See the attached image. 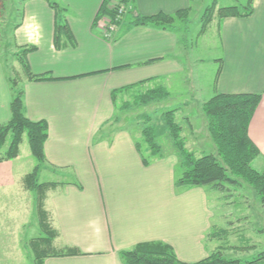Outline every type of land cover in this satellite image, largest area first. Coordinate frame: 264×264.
Wrapping results in <instances>:
<instances>
[{
  "label": "crops",
  "instance_id": "crops-1",
  "mask_svg": "<svg viewBox=\"0 0 264 264\" xmlns=\"http://www.w3.org/2000/svg\"><path fill=\"white\" fill-rule=\"evenodd\" d=\"M48 1L65 10L72 46L64 36V47L54 46L55 15L47 0H19L17 27L10 32L11 45L19 52L35 49L26 55L31 73L51 78L35 82L22 76L24 113L28 120L47 125L39 174L48 172L53 179L46 182L56 184L43 199L57 236L52 247L78 253L47 257L41 264H125L122 251L151 242L168 245L183 263L205 259L221 246L211 236L217 225L206 190L176 186L180 160L173 144L157 156L136 149L139 139L114 125L112 93L141 82L168 92L183 77L191 94L185 110L191 100L201 108L216 94H260L248 136L264 167V0H253L246 18H216L214 4L209 29L196 38L198 44L211 32L213 69L207 72L197 68L204 56L190 61L193 68L181 63L175 23L166 28L132 24L134 17H172L181 11L190 15L203 8V0H128L125 13L132 18L124 20V13L114 24L100 16L105 0ZM119 2L110 0L108 6ZM204 74L208 84L202 88L198 78ZM9 77L0 66V125L11 118ZM20 146L17 157L0 162V264H39L28 257L27 237L21 238L31 208L38 216L33 192L24 185L36 164L30 156L21 157Z\"/></svg>",
  "mask_w": 264,
  "mask_h": 264
},
{
  "label": "trees",
  "instance_id": "trees-1",
  "mask_svg": "<svg viewBox=\"0 0 264 264\" xmlns=\"http://www.w3.org/2000/svg\"><path fill=\"white\" fill-rule=\"evenodd\" d=\"M5 2L6 0H0L1 20L4 17ZM47 2L55 15L54 46L58 49L64 47L61 42L62 36L66 38L67 46H72L73 41L68 32L65 10L54 2L48 0ZM109 2L110 0H105L103 12L100 13V16L108 17L114 24L116 23L117 8L120 5L127 4L128 0H120L118 4L110 7L108 6ZM252 2L253 0H247L242 11L236 6L218 8L216 10L217 17L219 19L227 17H249L252 14ZM214 8L215 5L209 8V13L205 11L206 24L204 22L203 26H208L210 23L215 13ZM183 14L186 13L183 11L177 12L176 15L172 17L163 14L149 17H134L132 24L150 25L160 28L172 27L175 19ZM16 27V25L11 26L10 32ZM10 36L12 35L10 34ZM1 37L0 35V39ZM9 43H13L12 37ZM34 50L33 47H30L27 50L19 52L17 55L16 61L21 67L23 76L27 81L36 82L51 80V78L35 76L31 73L26 61V55ZM219 71L220 67L216 72L215 79ZM8 83L11 91V118L8 123L0 125V162L17 157L19 154V146L25 135L31 156L36 161V165L32 172L25 177L24 185L28 191L36 195V212L39 228L42 232L41 237L30 241L34 254V261L41 264L47 257L77 255L78 253L72 249H66L62 252L53 249L52 242L57 237L56 231L50 227L47 214L43 210V199L45 198L46 191L56 186L55 183L38 182L40 165L45 162L43 147L47 138V125L44 121L32 122L26 118L23 106V91L19 85L20 81L9 77ZM142 84H144V82L114 91L112 93L113 101H116V96L118 94L129 92ZM167 96V92L158 87L142 95L140 97V102L145 105L151 101L159 100ZM260 98V94H216L202 105L201 110L207 120L208 132L216 147V156L208 154L196 158L185 148L184 141L180 136L181 127L175 122V113L177 109L165 111L161 115L164 127L168 132L173 146L178 152L180 160L178 175L175 180V184L178 188L191 189L201 187L224 193L229 191L227 186H239V182L236 179H241L255 192L264 213V169L258 172L252 167V162L260 155L258 149L248 136V126ZM149 124L145 123L144 128L141 130L143 145H145L146 151L149 152L151 156H157L161 150V146L156 143L157 139H159L158 135L160 134V130L157 132L154 126H150ZM8 138H10L9 145L6 150L3 151ZM141 145L142 144L138 142L135 144V147L143 154ZM143 163L147 164V161L143 160ZM214 229L215 228H213L211 233L214 239L220 240L221 236L226 237V231L223 232L219 229L216 231V229ZM230 249L233 248L220 246L205 259L192 264H239V260L228 259L226 257L225 253ZM120 258L125 264H188L179 261L171 247L161 242L138 244L130 250L122 251L120 253ZM260 260H264V252L260 253L255 260L247 262L246 264H254Z\"/></svg>",
  "mask_w": 264,
  "mask_h": 264
},
{
  "label": "rangeland",
  "instance_id": "rangeland-1",
  "mask_svg": "<svg viewBox=\"0 0 264 264\" xmlns=\"http://www.w3.org/2000/svg\"><path fill=\"white\" fill-rule=\"evenodd\" d=\"M18 1L19 0L6 1V16L1 20L2 23L0 21V35L2 36L0 45V66L5 68L11 79H16L21 82L24 77H22L21 67L16 61L19 51L9 43L10 27L15 23L14 16L17 13ZM246 1L247 0H203L202 3H200L202 4V9L198 10L196 8L192 14L189 15V13H187L176 18L174 27L181 40V53L179 51L178 55L181 63L183 65L188 63L187 67L193 68L191 67L192 64L190 61L199 56H204V62L201 64L198 63L199 65L197 68L205 72L211 69V64H213V62L209 60V55H211L209 50L212 48L209 40L211 32L208 33L209 35L207 37L201 38L198 44L196 43L198 34L209 29V26L207 28V25L203 26L206 18L205 11L209 13V8L214 4L216 8L233 5L242 11L246 5ZM215 16L217 18V14ZM131 18V14L127 12L124 14V20H129ZM212 29L213 27L211 31ZM186 81L187 80L183 77H179L177 81L179 84H174L168 91L170 94L164 90L168 94L167 97L151 101L145 105L140 102V97L146 92L158 88L154 84H143L129 92L116 96L115 104L117 112L115 118H117V120H114V125L116 128L127 129L135 135V137L139 139V144H142L141 150L143 154L147 153L141 136V130L144 128L145 123L149 124L150 122L149 125L154 126L157 132L160 130V134L158 135L159 139H157L156 143L161 146L163 152L171 146L172 141L164 127L161 115L165 111L177 109L175 113V122L181 127L180 136L184 141L185 148L196 158L208 154L216 156V147L209 135L207 120L203 115L202 108H200L198 103L192 102V100L189 109L185 110L183 108V104H186L189 97H191ZM198 81L201 84L199 86L204 88L208 84L206 74H204L202 78H198ZM204 99H206V96ZM186 116L190 117L195 124L191 125L188 120H185ZM194 131H197V133H193ZM194 135L197 137H193ZM9 142L10 138L7 139L3 151L6 150ZM20 151L23 159H27L30 156L32 162L36 164V161L30 154L25 135L23 136ZM258 158L259 157L255 158L252 162V167L259 172L262 171L264 167H261ZM40 173L41 174L38 172L39 183L53 179V176L48 172L43 171ZM236 180L239 182V186H227L229 191L224 193L211 189H204L206 190L208 208L213 213L212 222L217 225V227L214 226L213 228H215L216 231L219 229L223 232H227L226 237L221 236L219 245L233 248L227 250L225 253L228 259L239 260V264H246L247 262L255 260L260 253L264 252V213L260 201L252 188L241 179ZM33 197H36L35 193H33ZM31 210V213L27 215L28 222L25 229L21 232V238L27 237L29 241L27 254L29 259L34 260L30 241L41 237L42 232L39 228L33 208H31ZM3 240H0L1 247L3 246ZM254 264H264V260H260Z\"/></svg>",
  "mask_w": 264,
  "mask_h": 264
},
{
  "label": "built area",
  "instance_id": "built-area-1",
  "mask_svg": "<svg viewBox=\"0 0 264 264\" xmlns=\"http://www.w3.org/2000/svg\"><path fill=\"white\" fill-rule=\"evenodd\" d=\"M116 5V4H115ZM125 13V7L124 5H120L118 8H117V15H116V19L115 21H119V19L121 18V16ZM104 21V20H103ZM108 24H112V22L110 20H105ZM114 29V26L113 25H109V28L108 30L109 31H112Z\"/></svg>",
  "mask_w": 264,
  "mask_h": 264
}]
</instances>
